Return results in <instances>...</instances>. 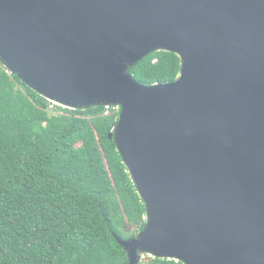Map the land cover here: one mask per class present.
Wrapping results in <instances>:
<instances>
[{
	"label": "water",
	"instance_id": "1",
	"mask_svg": "<svg viewBox=\"0 0 264 264\" xmlns=\"http://www.w3.org/2000/svg\"><path fill=\"white\" fill-rule=\"evenodd\" d=\"M179 57L178 78L129 70ZM0 63L48 102L119 109L108 138L145 207L142 256L264 264V0H0Z\"/></svg>",
	"mask_w": 264,
	"mask_h": 264
},
{
	"label": "trees",
	"instance_id": "2",
	"mask_svg": "<svg viewBox=\"0 0 264 264\" xmlns=\"http://www.w3.org/2000/svg\"><path fill=\"white\" fill-rule=\"evenodd\" d=\"M128 72L141 85L172 83L180 60L155 52ZM118 114L56 106L0 63V264H127L115 238L143 230L145 207L108 138Z\"/></svg>",
	"mask_w": 264,
	"mask_h": 264
},
{
	"label": "rangeland",
	"instance_id": "3",
	"mask_svg": "<svg viewBox=\"0 0 264 264\" xmlns=\"http://www.w3.org/2000/svg\"><path fill=\"white\" fill-rule=\"evenodd\" d=\"M142 257H144V256H142Z\"/></svg>",
	"mask_w": 264,
	"mask_h": 264
}]
</instances>
